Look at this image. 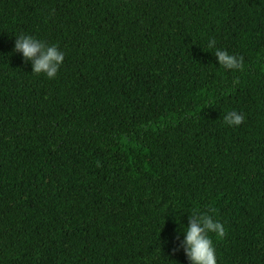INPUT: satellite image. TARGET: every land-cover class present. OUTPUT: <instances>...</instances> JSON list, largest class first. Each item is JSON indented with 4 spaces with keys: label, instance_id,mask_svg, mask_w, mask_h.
I'll list each match as a JSON object with an SVG mask.
<instances>
[{
    "label": "trees",
    "instance_id": "obj_1",
    "mask_svg": "<svg viewBox=\"0 0 264 264\" xmlns=\"http://www.w3.org/2000/svg\"><path fill=\"white\" fill-rule=\"evenodd\" d=\"M194 213L217 264H264V0H0V264H190Z\"/></svg>",
    "mask_w": 264,
    "mask_h": 264
},
{
    "label": "clouds",
    "instance_id": "obj_2",
    "mask_svg": "<svg viewBox=\"0 0 264 264\" xmlns=\"http://www.w3.org/2000/svg\"><path fill=\"white\" fill-rule=\"evenodd\" d=\"M209 48L215 49V57L219 66L226 70L240 71L245 67L244 57L216 47L215 40H209ZM14 51L21 53L26 61H31L32 73L43 74L48 79H55L65 60V53L56 44H48L33 35L16 36ZM245 116L232 110L225 114L224 123L229 127L242 124ZM183 249L190 264H217L216 249L211 234L217 237L225 235V227L214 215L194 213L189 223L183 228ZM179 234L177 239H179Z\"/></svg>",
    "mask_w": 264,
    "mask_h": 264
}]
</instances>
